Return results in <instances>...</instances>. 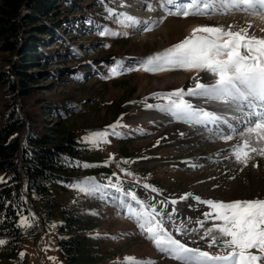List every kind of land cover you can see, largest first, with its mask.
I'll use <instances>...</instances> for the list:
<instances>
[{
  "label": "rangeland",
  "instance_id": "rangeland-1",
  "mask_svg": "<svg viewBox=\"0 0 264 264\" xmlns=\"http://www.w3.org/2000/svg\"><path fill=\"white\" fill-rule=\"evenodd\" d=\"M124 3L128 6L124 7ZM140 3L142 7L138 8ZM76 4V14L86 9L88 12H97L96 17L92 22L84 23L83 20L76 29L68 27L64 30L61 37L63 43L70 45L73 51L68 50L64 54L57 51L60 55L56 63L46 68L36 64L32 72L38 73L39 79L31 84L34 93L25 100L17 99V102L19 109H22L20 102H23L31 114H38L28 124V127L38 132L47 129L49 134L58 137L62 129L74 130L78 140L89 148L84 172L94 173V178L100 184H109L115 190L113 196L105 197L101 209H91L98 210L102 217L94 233L103 239L101 249L107 254L104 264H129L125 257H134L148 264H183L170 252L158 249L136 220L130 217L129 205L137 211H141V207L125 195L129 190L144 202L147 211H154L157 219L163 220L164 226L176 239L190 248H199L211 254H225L226 249L219 240L210 247L211 236L205 235L208 228L219 223L211 218L205 219L204 213L212 212L208 205L200 207L201 215H195L192 228L177 231L178 222L168 221L164 213L151 202V196L169 203L183 200L181 197L186 194H191L189 196L195 203H200L195 197L202 201L223 202L247 200L250 196L256 198L264 190V175L261 168L252 166V162L257 161L261 155L258 152L250 153L251 158L247 164L237 162L232 157L226 158L233 148L224 150L221 160L219 157L215 160L202 158L199 160L201 163L191 164L190 160L183 158L197 146L188 143V136L197 130L195 123L177 119L162 108L146 105L166 104L163 97L177 89L185 90L184 99L192 105L196 104L195 101H205V97L189 96L186 93L188 89L194 88L197 81L203 83L201 78L208 72L170 66H165L163 71H145L144 67L148 58L183 41L192 34L194 28L218 26L227 30L231 26L235 32L237 23L233 21L227 24V13L216 9H208L203 15L187 17L172 14L183 26L177 34L180 38L168 43L164 33L154 34L155 23L145 18L151 5L144 8V0H76ZM151 4L154 8L175 11L173 5L165 8L169 5L166 0H160V3L152 0ZM253 14L257 17L260 15ZM128 17L135 18L139 23H132ZM157 22L156 28H160L166 21L158 19ZM52 41L50 48L53 50L62 47L58 41ZM7 56L0 53V66L8 67L10 61ZM113 69L116 71L113 72ZM179 72L186 77L183 82L168 81L172 73ZM210 75L205 84L214 83L215 78ZM7 101V90L0 85V127ZM50 102L63 104L67 115L46 114L41 106H52ZM209 107L215 110L220 108L217 105ZM117 120L120 124L114 129L110 128ZM248 126L244 125L243 130H248ZM227 129L218 128L225 133ZM105 131L107 135L99 143L92 139L93 134ZM226 136L229 135H222ZM215 138L208 140L209 146L223 141H234V145L240 143L238 141L241 139L242 142L248 140L258 151L264 148V140L259 139L255 133L235 134L231 139ZM87 181L84 178L83 182ZM145 184L151 187L145 188ZM153 187L157 191H151ZM75 189L77 186L71 187L72 191ZM33 214L36 223L25 215L19 218V224L24 230L19 259H0V264H76L69 263L59 248L60 220L48 225L42 221L41 225L37 215ZM199 221H203V226ZM212 235L217 233L213 232Z\"/></svg>",
  "mask_w": 264,
  "mask_h": 264
},
{
  "label": "trees",
  "instance_id": "trees-1",
  "mask_svg": "<svg viewBox=\"0 0 264 264\" xmlns=\"http://www.w3.org/2000/svg\"><path fill=\"white\" fill-rule=\"evenodd\" d=\"M76 7V0H0V53L10 61L8 67L0 66V85L8 93L0 127V240L6 242L0 245V259H19L24 236L19 218L25 215L36 223L33 211L45 225L60 220L58 245L69 263L104 264L107 258L103 239L94 233L102 217L91 209H101L115 190L84 172L89 148L74 130L62 129L58 137L47 129L38 132L28 127L38 114H31L23 102L19 109L17 102L33 95L31 84L39 79L32 72L36 64L46 68L56 63L57 51L72 50L63 43L64 30L97 15L86 9L76 14ZM52 40L62 47L50 48ZM50 103L41 106L46 114L67 115L63 104Z\"/></svg>",
  "mask_w": 264,
  "mask_h": 264
},
{
  "label": "snow or ice",
  "instance_id": "snow-or-ice-1",
  "mask_svg": "<svg viewBox=\"0 0 264 264\" xmlns=\"http://www.w3.org/2000/svg\"><path fill=\"white\" fill-rule=\"evenodd\" d=\"M173 5V15L187 17L193 14L203 15L209 8L215 10L214 0H166ZM222 5L227 7L244 6L246 10L256 11L264 9V0H222ZM264 19V18H262ZM132 23H139L135 18L128 17ZM264 31V29H261ZM203 33L206 35H197ZM103 34V33H102ZM165 66L182 68L186 70H206L215 78L214 83L203 84L197 81L194 88L187 90L189 96H199L213 100L235 104L238 108H260L264 112V37L249 36L246 29L232 31L231 26L227 30L221 27L202 26L192 30V34L183 41L166 49L163 53H157L146 61L145 71H163ZM116 69H113L115 72ZM159 95V94H153ZM185 90L177 89L166 94L163 98L167 101L163 105H146L158 107L170 112L177 119H183L197 124L216 122L220 118L214 113L203 109L194 108L184 99ZM255 114V113H250ZM120 124L117 120L115 128ZM249 133L264 140V120L248 129ZM107 135V132L93 134L92 139L99 143ZM231 139V136L223 137ZM264 156V148L257 150L245 140L236 151V160L247 164L251 158L250 153ZM131 175V173H129ZM2 180V178H0ZM145 188L151 186L145 184ZM83 191L90 189L81 188ZM122 190V189H118ZM155 192L157 189L151 188ZM132 201L140 205L141 211H137L129 205V215L134 218L142 231L152 240L154 245L182 261L183 264H264V199L234 200L231 202L200 200L206 204L212 212H205V219L211 218L215 223L208 228L205 235L211 236V244L215 245L219 240L225 254H211L199 248H190L185 243L176 239L164 226L162 219H157L156 213L146 210L144 202L139 200L135 192L129 190L125 193ZM191 194H186L181 199H186ZM171 203H176L172 201ZM25 220L27 218H24ZM171 221V215H168ZM203 226V221H199ZM177 231H180L177 228ZM215 232L217 235H212ZM6 243L0 240V245ZM255 250V251H253ZM23 255V253L21 254ZM129 264H148L145 261H137L134 257H125Z\"/></svg>",
  "mask_w": 264,
  "mask_h": 264
},
{
  "label": "bare ground",
  "instance_id": "bare-ground-1",
  "mask_svg": "<svg viewBox=\"0 0 264 264\" xmlns=\"http://www.w3.org/2000/svg\"><path fill=\"white\" fill-rule=\"evenodd\" d=\"M153 1L160 3V0H153ZM151 3H152V0H144V8L146 7V5L147 6L151 5L150 10L147 12L148 15L145 18L148 21H152V23H155V25L153 26L154 34L156 35L158 33H164V35L167 38L168 43H172V42H174V40L177 41L180 38V35L178 36L177 34L179 33L180 29L183 26L182 22L176 20L174 18V16L172 14H170L169 10H167V9L161 10L158 7L154 8ZM126 4L127 3H124V7L128 6ZM214 4H215V9L217 11H222V12L227 13V15H228L227 24H230L233 21H235L237 23V26H236L237 31H240L241 29H246L249 36L264 37V31H261V29H264V19H262V18H264V9L257 8L256 9L257 12H256V11H252V10H246L244 6L227 7L226 5H222V0H214ZM137 7L138 8L142 7L141 3ZM169 7H171V6L168 5L165 8H169ZM148 8H149V6H148ZM209 9H212V8H209ZM258 11L261 13H259ZM228 12L230 14H228ZM252 13H257V15L258 14H260V15L257 17L254 14L252 15ZM158 19L166 21L165 24L163 26H161L160 28H156V24L158 25V22H157ZM171 76H172V78H170V80H168L171 83L172 82L180 83V82H183L186 78L185 75L180 73V72L176 73V74L172 73ZM209 77H211V75L209 73L205 74L201 78L202 79L201 82H203V84H205L208 81ZM194 103H196L195 104L196 106L193 105V106H195V108L203 109V110H206L210 113H214L220 119L216 122H208L206 124H197V123L194 124L193 123L194 126L197 127V130L195 132L196 135L192 134L191 136H188V139H189L188 143H194L197 146H195L194 149L192 148L189 152H187L183 156V158L190 160L191 164L201 163L202 161H199V160L202 158H204L206 160H215L216 158L219 157L221 160L222 159L221 156H222L223 151L226 150L227 148H230V149L233 148L232 151L229 152L230 155H226L227 156L226 158L232 157L233 159H236L235 153L243 145L245 140H244V142H242L240 139V141H238L240 143L236 142V144H234V145L232 144V143H234V141L232 143L231 142H227V143L225 142L224 143V141H223V143L219 142V143H216L212 146L208 145V140L210 138L216 139L215 137L222 139L223 138L222 135H224V134H228L232 138L235 134H250L249 132L245 133L248 130L244 131L242 126H240L241 124H243L241 122V120H243L242 118L244 116L245 117L250 116V114L247 113L248 108L247 107L238 108L235 104H232L230 102L226 103L224 101L213 100L210 98L205 99V101L204 100L195 101ZM210 105H217L220 108L218 110H215L214 108H210L209 107ZM256 110H261V109L258 107V108H256ZM244 112H245V114H243ZM198 126H199V128H198ZM254 126H252V127H254ZM220 127L221 128H229L231 130V132L225 133V132H222V130L219 131L218 128L220 129ZM248 129H249V126H248ZM206 130H209V131L205 132ZM218 136H221V137H218ZM236 139H237V137H236ZM205 148H206V150H205ZM237 162H239V161H237ZM252 166L253 167L258 166V168H261L260 171L264 175V156L263 157L260 156L259 158L257 157V161H253ZM263 175H262V177H263ZM110 181L112 183H114V181H112V180H110ZM262 183H264V177H263ZM254 197L255 196H250V197H248L247 200L264 199V190L262 191L261 194L256 196V198H254ZM151 202L154 203V206H156L158 208V210H160L164 213V216L166 217L167 220H168V215L170 214L171 215V221L170 222H172V223L178 222V225L176 227L179 229H182V230H186V228H192V226H194V224L192 223V220L196 219L195 215L200 212V207L203 208L204 206H206L205 204H202V203L192 202V199L190 198V196H188L186 199L177 201L174 204L169 203V202H165V201H163L160 198H157L155 196H151ZM216 222H219V221H216ZM179 224H182V225L179 226Z\"/></svg>",
  "mask_w": 264,
  "mask_h": 264
},
{
  "label": "water",
  "instance_id": "water-1",
  "mask_svg": "<svg viewBox=\"0 0 264 264\" xmlns=\"http://www.w3.org/2000/svg\"><path fill=\"white\" fill-rule=\"evenodd\" d=\"M39 223H41V225H42V222L41 221Z\"/></svg>",
  "mask_w": 264,
  "mask_h": 264
}]
</instances>
